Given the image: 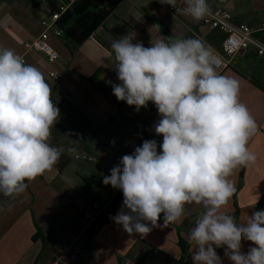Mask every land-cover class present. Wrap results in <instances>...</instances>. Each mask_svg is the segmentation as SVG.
Listing matches in <instances>:
<instances>
[{
  "label": "crops",
  "instance_id": "0c3cea01",
  "mask_svg": "<svg viewBox=\"0 0 264 264\" xmlns=\"http://www.w3.org/2000/svg\"><path fill=\"white\" fill-rule=\"evenodd\" d=\"M62 1L0 0V47L13 49L38 67L52 87L51 98L60 117L51 129L50 143L64 149L59 162L30 182L23 194L14 199L0 195V264H192L189 234L203 212L195 204L186 206L183 217L167 227L161 216V226L147 236L129 234L111 218L94 237L84 232L96 219L92 203L103 209L114 196L123 197L122 191L105 185L103 177L144 140L162 143L153 128L160 119L155 105L149 102L137 112L134 106L118 101L107 83H119L112 42L133 32V42H143L145 47L160 35L195 37L223 56V35L203 25L202 19L180 11L186 6L182 0H176L175 7L161 0H108L116 4L114 11L83 43L56 38L50 31L48 42L59 58L49 66L43 53L25 54L22 44L42 32V20ZM207 2L211 10L228 11L235 24L246 25L264 43V0ZM225 59L227 66L217 72L240 82V99L258 126L249 142L257 162L235 171L231 179L237 191L222 209L237 213L241 220L246 219L244 213L251 216L264 197V57L248 48ZM52 71L61 78L59 82L49 76ZM70 147L76 149L74 154L68 153ZM64 242L70 250L62 253ZM242 245L245 253L254 246L250 241ZM221 258L223 264H230L224 253Z\"/></svg>",
  "mask_w": 264,
  "mask_h": 264
},
{
  "label": "clouds",
  "instance_id": "9594fccd",
  "mask_svg": "<svg viewBox=\"0 0 264 264\" xmlns=\"http://www.w3.org/2000/svg\"><path fill=\"white\" fill-rule=\"evenodd\" d=\"M175 7L176 0H161ZM193 19L210 12L207 0H184ZM127 34L111 44L119 83L107 81L118 101L138 112L153 103L160 119L157 136L144 140L103 177L123 193L120 211L110 217L129 234L147 236L179 221L186 206L203 212L190 230L192 264H264V210L238 220L222 209L237 191L231 177L256 164L249 147L258 126L240 99V82L217 72L214 50L199 38L160 35L150 46ZM38 67L13 49L0 47V195L14 199L50 171L63 148L50 143L60 109ZM69 154L75 148L67 149ZM259 199V196H258ZM258 199L256 203L258 202ZM254 206V205H253ZM242 241H250L242 252Z\"/></svg>",
  "mask_w": 264,
  "mask_h": 264
},
{
  "label": "built area",
  "instance_id": "2783aa9c",
  "mask_svg": "<svg viewBox=\"0 0 264 264\" xmlns=\"http://www.w3.org/2000/svg\"><path fill=\"white\" fill-rule=\"evenodd\" d=\"M74 1L75 0H63L54 10H52L48 19L42 20V32L33 40L26 41L22 44L25 54L29 52H41L45 55L46 63L49 66L58 60L59 55L57 51L48 42L50 31L54 37H62V32L55 26V23ZM182 1L184 2V0ZM174 11L176 14L179 13L178 8H175ZM202 24L220 32L223 35L221 52L224 57L215 53L220 59V64L216 70L220 71L227 66L225 57L231 58L237 52L246 50L248 48H253L258 57H264V43L255 39L252 36V31L246 25L235 24L232 21V16L228 11L222 9H210L209 14L202 19ZM49 76L56 82L61 80V78L53 71L49 73ZM91 208L94 211L96 217L103 210L96 202L92 203ZM84 218L86 220H91L92 217L89 214H84ZM69 250V245L66 242L62 243L60 252L64 253ZM74 252L77 254L79 253V250L74 248ZM57 264H59V262ZM124 264L135 263L125 262Z\"/></svg>",
  "mask_w": 264,
  "mask_h": 264
},
{
  "label": "trees",
  "instance_id": "16d2710c",
  "mask_svg": "<svg viewBox=\"0 0 264 264\" xmlns=\"http://www.w3.org/2000/svg\"><path fill=\"white\" fill-rule=\"evenodd\" d=\"M115 6V3L110 4L107 0H75L57 20L55 26L62 32L63 38L75 44H81L102 25L114 11ZM122 203V196H114L85 230V235L94 237L110 217H113ZM262 205H264V197L259 200L253 212L260 210ZM233 215L237 217V213ZM216 251L220 256L224 253L223 248L216 249Z\"/></svg>",
  "mask_w": 264,
  "mask_h": 264
}]
</instances>
